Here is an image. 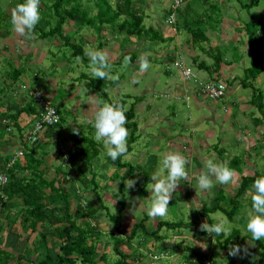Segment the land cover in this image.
Returning a JSON list of instances; mask_svg holds the SVG:
<instances>
[{
    "label": "rangeland",
    "instance_id": "rangeland-1",
    "mask_svg": "<svg viewBox=\"0 0 264 264\" xmlns=\"http://www.w3.org/2000/svg\"><path fill=\"white\" fill-rule=\"evenodd\" d=\"M7 1L0 0V10H7L12 15V11L6 7ZM130 1V9L134 8L135 11L143 14L142 27L144 30H142L140 38L138 36L131 37L126 41L124 34L99 36L101 29L98 30L99 25L95 21V15L99 10L105 11L104 14L109 16L110 24L112 23L107 25L108 29H116L117 23L125 20L124 16L116 12L119 10L117 5L122 7V0H78V3H74V7L80 15L83 13L89 22H84L82 29L77 22L74 25H69L68 28L65 24L61 27L62 35L68 31L66 37L71 42H81L84 48V57L88 58L85 51L92 48L104 50L111 62L118 60V63L115 64L109 61L110 71L119 79H106V84L101 86L107 96L106 99L104 97L103 99L110 103L123 100L126 110L133 107L136 122V128L127 127V140L133 135L134 143L131 144V152L121 158L122 163L127 165L125 168L112 164L99 142L97 144H99L100 153L97 159L82 166L87 175L94 171L91 176H95V181L98 184V197L101 200L100 205L99 203L92 204L96 215L91 220V227L99 234V238L96 239L95 261L97 264H114L120 257H126L127 264H191L190 261L188 263L186 261L196 258L203 264H242V260L249 257L251 264H264V251L257 246L258 243L264 244V238L252 242L250 233L246 231V216L251 211L250 196L248 195L251 186L243 196L237 199L236 206L230 201L236 194L243 177L264 173V135H262L264 134V118L250 103L252 98H256L257 102L260 101L264 104V71L256 80L247 81L245 87L240 83L243 78V70L251 66L250 61L254 56L252 51L245 47L247 35L244 24L252 19L254 25H258L264 15L263 0L258 6H253L250 9L239 8L240 4L236 0ZM177 1L178 5H176ZM247 1L241 0L242 4ZM80 3L83 5L81 9ZM49 4L46 3V5ZM172 4L174 9H178L174 14L175 21L169 22L168 8H172ZM187 8H191V10L186 13L184 11ZM204 9L209 16L206 17V22L201 29L205 30L209 42H205L202 44V48L194 51L198 58L193 63L187 57V50L191 49L186 45L189 31L182 30L181 25L186 19L203 15ZM49 12L52 17L47 19L50 26L43 27L44 31L53 27L55 19H57L52 11ZM179 14H185V16L182 18ZM8 19V17L4 18V20ZM39 23L45 24L44 18ZM3 26H6V23ZM125 28L130 29V20L127 21ZM5 29L8 30L4 31L5 33L0 30L1 44L7 46L8 49L11 48L13 57L5 50L0 51V59L8 60L10 57L8 63H13L14 67H18L20 75L12 85L8 63L3 62L2 65L0 63V83H2L0 87L6 84L14 90V96H16L15 89L20 82L22 83L20 86H24L23 92L20 93L29 94L31 90H28V87H38L44 92L37 89L52 102L62 120L60 128L55 125L48 128L52 137L56 136L52 138L54 143H41L34 155L39 156L42 149L48 152L44 159L48 179L53 177L55 169L58 167L62 169L63 173L70 172L74 175L76 169L72 163L70 161L68 164L62 163V159L66 158L65 156L62 158V155H66L69 148L66 136L68 133L76 135L72 131L73 128H76L80 132V147L84 146L85 142L95 141L93 129L87 121L96 107L95 99L102 98L99 91L90 85L91 79L98 78L92 76L87 70L89 64L77 63L75 58H71L70 49L66 47L61 49L54 45V41L59 42L58 45H64L62 39L57 35L42 38L40 31L31 34L19 33L21 36L15 35L16 31L12 23ZM153 31L162 40L154 39ZM114 33L118 34V31H114ZM2 34L6 37L4 40L1 37ZM9 36L13 42L18 38H23L29 45V55L22 52V49L17 50V53L14 54L13 47L10 45L12 41L7 39ZM6 39L8 43L4 44L3 41ZM108 50L113 52L112 55ZM142 53H149L148 59L150 60L149 69L143 73L139 71L138 65V57ZM125 56L130 57L128 63H124ZM167 56L173 57L172 59L177 57V61L181 56L183 62L191 67L200 78H207L208 75L211 77L212 73L200 70L197 64L202 61L212 67L215 61L214 57L219 56L220 70L213 76L226 86L225 98L215 102L199 94L198 85L182 81L173 62L167 64ZM258 57L264 63L262 52L258 54ZM227 62L230 64L226 65ZM84 74L88 78L82 77ZM54 81H57V84ZM50 82L56 85L55 95L52 97L49 95V90L52 89V87L49 88ZM3 95L4 92L0 91V97ZM6 95H9V91ZM21 96L24 97L23 100L31 101L26 95L22 94ZM8 102L13 103L11 97ZM11 104L4 105L0 111H6L4 107L16 110L17 104ZM22 104L20 103L19 107ZM19 120L20 127H23L21 135L26 136L28 140L30 136V130L27 128L28 119L25 115H21ZM4 122L3 119H0V127L4 126ZM12 124V122L9 125L5 123L7 130L3 138L7 140L2 138L0 144V171L4 157L16 156L23 145L20 144L19 133L11 127ZM70 124L73 126L71 127ZM30 148L31 144L26 143V149ZM26 149L21 150L25 153ZM169 150L177 151L188 159L189 163L186 165L188 176L186 180H181L174 189L172 198L169 200L168 213L163 217L150 218L146 214V208L150 206L149 176L157 170L160 154ZM52 151L56 154L52 155ZM57 151H61L59 156ZM22 157L23 155L18 158V161L23 162ZM79 157L76 155L73 163L80 165ZM209 158L216 162H226L229 167L235 169V176L229 184L220 185L214 182L211 189L201 191L197 187L196 177L201 170L206 171L205 161ZM231 161L234 163L231 164ZM129 167H133V172L122 183L123 188L120 191L118 186L121 184V176L126 173ZM129 179L135 180V184L126 189ZM91 195L90 187L83 189L79 182H75L69 189V211L72 213L78 207H85ZM120 195H124V210L121 212L120 224L116 229L111 217L118 213L120 204L117 198ZM13 205L15 206V204ZM14 206L9 208L13 210H8V212L11 215H16L20 210V217L17 219L19 222L22 219V210L20 207L17 209ZM233 206L236 207L235 211ZM189 209L191 210L189 211ZM231 211H234L233 214H227ZM46 213L48 212L46 211ZM224 217H227L231 222L225 225L227 228H231L228 235L206 237L194 228L197 224L201 225L209 221L213 223ZM15 219L13 217V220ZM140 221H142V228L139 227L134 238L130 242H126L132 228ZM158 222L181 225L176 228L163 226L158 229L156 237L150 236L156 230ZM4 223L5 218L0 217L2 227L0 229V249L7 251L6 249L11 247L15 249L16 255L29 254L32 253V250L27 246L32 240L38 244L41 241L40 235H44L46 250L44 252L43 248L37 247L36 256L39 260L44 258L45 253L52 258L56 257L60 242L56 237L55 223H39L36 226V233L30 235V230H28L26 235L22 234L21 237L14 235L12 237L11 234H7L3 228ZM6 235L12 241L7 242ZM115 238L125 241L118 247V251L115 250ZM228 238L230 239L227 240ZM234 244L246 248L247 252L229 256V249ZM223 246L224 248H222ZM254 247L256 248L253 249ZM123 251L125 253H120ZM100 254L105 255V261L98 260ZM249 262L247 264H250Z\"/></svg>",
    "mask_w": 264,
    "mask_h": 264
},
{
    "label": "trees",
    "instance_id": "trees-1",
    "mask_svg": "<svg viewBox=\"0 0 264 264\" xmlns=\"http://www.w3.org/2000/svg\"><path fill=\"white\" fill-rule=\"evenodd\" d=\"M236 1L240 4L239 8L250 9L253 6H258L261 0H248L245 4H242L241 0ZM21 2H23V0H8V4L6 3V7H8V10L12 11L15 8L16 4ZM46 3L50 4L46 5ZM74 3H78V0H40V12H42L41 16L44 18L45 24L40 25L38 22L33 32L40 31V35L42 38H47L48 36L55 37L57 35L62 39L64 44L63 47H66L71 50V58L80 56L82 58L83 64L88 65L89 59L84 57V48L81 42H71L70 39L66 37L68 32H66L65 35H62L61 32V27L65 23L74 25L77 22L80 25V28L82 29V25H84V22H89L88 19H85V15L83 13L80 15V13L74 7ZM121 5L122 7H120V5H117V8H119V10L116 12L124 16L125 20L118 22L115 26L117 27L116 29H108L107 25L110 24V18L109 16L104 14L105 11L99 10V12H97V14L95 15V21H97V24L99 25L98 30L101 29L99 36L107 34L108 37L110 34L113 36H119L124 34V37H126V41H128L131 37L136 38L138 36L140 38L142 30H144L142 27V22L144 19L143 14L138 13V11H135L134 8L130 9V0H122ZM171 6L172 8H168L169 16H167V18L169 21L178 9H174L173 4ZM82 7L83 5L80 3V9ZM46 9L48 11H52L57 19H55V24L53 27H51L47 31H44L43 27L50 26V23L47 19L52 18L51 13H48ZM190 10L191 8H187L184 12L187 13ZM185 14H179V16L183 18ZM207 16L209 15H207V11L205 12L204 9L203 15L191 19L185 18L186 20L183 21L181 25L182 30L187 29L189 31V38L186 40V45L191 48L187 50V57L190 58L191 61H193L192 59L196 61V59L198 58V56L194 54V51L196 52L198 48H202L201 46L205 42H209V39L206 33L204 32L205 30L201 29L202 25L206 22ZM5 17H8L9 19L4 20ZM128 20H130V29L125 28ZM4 23H6V26H3ZM10 25V13H8L7 10L4 9L0 10V30L5 33L6 31H8L5 29V27H8ZM244 25L245 33L247 35V45L245 47L251 50L254 56L250 61L251 66L243 70V78L240 81L243 87L246 86L247 81H249L250 79L256 80L260 73L264 71V63H262L261 59L258 57V54H261V52L262 54H264V15L259 20L257 26L254 25L252 19L248 20V22ZM176 28L179 29V27L177 26ZM147 30L149 31V29ZM114 31H118V34H115ZM152 35L154 39L159 37V35L156 34L154 31L152 32ZM124 37L123 39H125ZM159 39L162 40L161 37L158 38V40ZM3 49H0V51H5ZM172 58L171 60L174 61L175 58ZM214 58L215 61L213 62L212 67L207 66L201 61L197 64L198 68L203 69L209 73L211 70L217 72L220 69L221 60L219 59V56H215ZM228 64H230V62L226 63V65ZM8 65L10 71L9 76H11L12 79H16L17 77H19V68L14 67L13 63H8ZM82 77L88 78L85 74L82 75ZM11 82L14 83V81ZM104 84H106V79L102 80L98 78L91 79L90 81V85L99 91L100 96L102 98L104 97L106 99L107 96L105 92L101 89V86H104ZM29 90L35 89L29 87ZM0 91L4 92L3 97H0L1 109L4 105L9 106L11 104L10 102H8V99L11 97V95H13L14 90L10 89V87L4 84L0 87ZM8 91L9 95L7 96L6 94ZM5 96L7 97L5 98ZM117 103L124 106L123 100H118ZM250 103L251 105H254L256 107V109L264 118L263 102H257L256 98H252ZM4 109H6V111H0V119H3L5 121L4 126L1 125L0 127V144L2 142V138L6 135L5 131L7 129L5 127V123L9 125V123L12 122L13 124L11 127L17 130L20 137V144H23L21 149H26V143H28V141L26 136L21 135V128L23 127H20L19 119L21 115H25L27 117V128L30 130L29 133L36 137V133L34 132V124L36 122V119H38V113L36 111L35 106L31 101H28L25 104L23 103L20 107L17 106L16 110H12L10 108L8 109L5 107ZM125 115L127 118V123L125 125L126 128L130 126L136 128V123L132 122V119L134 118L133 107L132 109L130 108L126 110ZM61 120L62 117L59 116V122L56 125L59 126V128ZM49 132L51 133V131ZM67 136L68 138H70L68 139L70 143V148L67 150L66 154L67 159L70 161V163H72L74 169H76V173L74 175L70 174V172H64L61 174L60 178L57 179V176L62 170L60 167H58L55 169L54 176L48 179L47 167L45 166L44 161L45 157L48 155V152L42 149V152L39 156L34 155L35 151H37L38 148L41 146V142L39 141L38 136L36 137V140L31 144V148L26 149L25 153H23V162L18 161V159L12 162L11 159H13L15 155L12 157H4V160L2 162V170L0 171V175H4L6 177V182L3 184L0 183V217L5 218L3 228L7 231L8 234L21 237L22 234L26 235L28 230H30V235L36 233V226L39 223H55L56 237L60 242L57 249L56 257L52 258L50 255L45 253L43 259H38V257L36 256L38 251H36V249L38 250V248L41 247L43 248L44 252L46 250L45 236L40 235L41 241H39L38 244L37 242H34L32 240L30 245L27 246L28 249L31 248L32 253L14 255L8 251L0 249V264H97L94 259V255L96 253L97 246L96 239L99 238V234L97 230L91 227V220L96 215V210L92 206V204L96 205L99 203L100 205L101 200L98 197V184L95 181V177L88 176L84 172L82 166L83 164L88 165L90 161L97 159L100 153L99 144H97L96 141H89L85 142V145L80 147V132H77L76 135H71V133H68ZM3 140L7 139L3 138ZM133 143L134 137L133 135H131L130 139L127 140V153L118 157L116 161L111 160L112 164L117 165L120 168H125L127 165L125 163H122L121 158L131 152V144ZM76 155L80 156V165L73 163V160ZM234 161H231V164L234 163ZM131 172H133V167H129L126 173L121 176V184H119L118 190L122 191V183H124L125 179L130 175ZM114 174L117 175L116 173ZM260 175H264V173H255L250 177H243L241 179V184L238 186L236 194L230 200L235 206L237 203V199L245 194L248 187L251 186L253 180L259 177ZM75 182H79L83 186V189H88L90 187L92 195L91 198L87 200L85 207H78L74 210V212L71 213L69 211L68 205L69 189ZM123 198L124 195H120L117 198L120 207L117 215L111 217L113 225L116 229L119 227L121 219L120 215L121 212L124 210ZM13 204H15V206ZM13 206L17 209H19L20 207V209L22 210V219L19 222H17V219L20 217V210H18L19 213L16 215H11L8 212V210H13L9 209ZM235 206H233L234 211L236 210ZM46 211L48 213H46ZM233 212L231 211L227 214H233ZM13 217H15L16 219L13 220ZM208 223H211V221H209ZM141 225L142 221L136 223V225L132 228L130 236L128 237L126 242H130L134 238L138 228H142ZM179 225L181 224L158 222L156 230L151 233L150 236L156 237L158 229L162 228L163 226H166L168 228H176ZM199 226L200 224H197L194 228L198 230L201 234L205 235L206 237H216L212 234H208L200 230ZM1 228L2 227L0 225V229ZM26 237L29 238L28 236ZM229 239L230 238H228L227 240ZM124 242L125 241L123 239L115 238V250L118 251V247ZM257 246L264 251V244L258 243ZM222 248H224V246ZM255 248L256 247H254L253 249ZM120 253H125V251ZM98 260L101 262L105 261V255L103 256L100 254ZM126 260V257H120L114 262V264H127ZM186 262H189L191 264H203L202 261L198 262V260L194 258H192L191 260L188 259ZM248 262L249 257H245L242 260V264H247ZM261 262L263 261L261 260ZM249 263L251 264L252 262Z\"/></svg>",
    "mask_w": 264,
    "mask_h": 264
},
{
    "label": "clouds",
    "instance_id": "clouds-1",
    "mask_svg": "<svg viewBox=\"0 0 264 264\" xmlns=\"http://www.w3.org/2000/svg\"><path fill=\"white\" fill-rule=\"evenodd\" d=\"M174 17L175 15H173L172 20H170L169 22L175 21ZM40 19V0H23V2L17 3L15 8L12 10L11 23L14 27V30L20 34L33 33ZM85 55L89 59V66L87 70L92 76L100 78L102 80L119 79L117 75H113L110 71L111 64L109 63L107 54L104 52V50L88 48L85 51ZM148 56L149 53H142L138 57L139 71L141 73L147 71L150 67V60L148 59ZM175 59L176 60L173 62V65L177 62L176 57ZM75 60L77 61V63L82 62V58L80 56L75 57ZM129 60L130 57H124V63H128ZM178 60H181L184 66L192 70L191 67L187 66L183 62V58L181 56H179ZM171 62L172 61H170V63ZM178 72L180 75L179 70ZM193 73L195 72L193 71ZM211 73L216 74L217 72L214 73V71L211 70L209 74ZM213 74H211V77H209L208 75L207 78H200L197 74L196 76L199 78L200 81L214 80L219 82L215 78V76H213ZM192 84L193 83H191V85ZM19 88L23 92L24 86L21 85L19 86ZM224 89L225 93L223 98L217 101H222L225 98V85ZM85 91L87 92V89ZM27 96L29 97L28 94ZM50 104L52 105L51 102ZM95 105L96 107L94 109V112L87 122L93 129L94 140L102 144L103 149L105 150V155L112 161H116L118 157L127 153L128 130L125 126L127 123V118L125 115L126 108L119 103H110L104 100L103 98H96ZM54 108L56 109V107ZM54 108L47 109L48 115L45 116V119H55ZM45 131H48V129ZM72 131L74 133L79 132V130L76 128H73ZM19 151L22 152L21 149ZM188 163V159L177 151L169 150L160 154V158L158 160V168L152 173L151 176H149L150 182L148 184L151 185V191L150 206L146 208V214L148 217H163L168 213L169 200L172 198L174 189L178 184H180L181 180L187 179L188 171L186 165H188ZM205 168L206 171L201 170L198 176L196 177L197 187L201 191H207L211 189L214 185V182L220 185L229 184L233 181L235 176V169L229 167L226 162H216L212 158H209L205 161ZM93 172L94 171H91L89 173L90 175L88 176L94 174ZM134 184L135 180H127L126 189L133 187ZM248 195L250 196L251 211L246 216V231L250 233L252 241H260L262 238H264V175H260L259 177L253 180ZM190 210L191 209H189V211ZM227 223L231 222L228 220L227 217H224L223 219L217 220L213 223H202L199 228L200 230L208 234H212L213 236L228 235L231 232V228H227L225 226ZM241 252L246 253L247 249L243 248L240 245L234 244L229 249L228 255L235 256Z\"/></svg>",
    "mask_w": 264,
    "mask_h": 264
},
{
    "label": "built area",
    "instance_id": "built-area-1",
    "mask_svg": "<svg viewBox=\"0 0 264 264\" xmlns=\"http://www.w3.org/2000/svg\"><path fill=\"white\" fill-rule=\"evenodd\" d=\"M176 5H178V1L176 2ZM173 16L170 20H172ZM174 66L180 71V75L183 81L185 82H191L193 84H197L199 86V93L201 95H204L209 100L217 101L223 98L225 89L224 85L220 82L214 81V80H207V81H200L199 78L196 76L193 71L184 66L181 60H178ZM29 97L31 98V101L35 105L38 111V119L34 124V132L36 133V137L39 136V134L42 131L47 130L49 127L56 126L59 122V116L57 110L50 104L48 100H46L43 96V94L39 93L38 90H31L29 91ZM55 109V119L49 118L45 119V116L48 115L47 109ZM36 137H34L32 134L28 137V141L30 144H32ZM23 153L21 151H18L16 156L13 157L12 162L15 161L17 158L21 157ZM6 177L4 175H0V183H5Z\"/></svg>",
    "mask_w": 264,
    "mask_h": 264
},
{
    "label": "crops",
    "instance_id": "crops-1",
    "mask_svg": "<svg viewBox=\"0 0 264 264\" xmlns=\"http://www.w3.org/2000/svg\"><path fill=\"white\" fill-rule=\"evenodd\" d=\"M41 19H43V17L41 16ZM40 19V20H41ZM40 22V21H39ZM40 25H44V24H41V23H39ZM65 25H66V27L68 28V26L70 25V24H67V23H65ZM162 28V27H161ZM68 32V31H67ZM15 35L16 34H19V33H17V32H15L14 33ZM20 35V34H19ZM12 36V35H11ZM11 36H9V37H7V39H8V41H12L11 39H10V37ZM21 36V35H20ZM1 37L3 38V40L6 38L5 36H4V34H2L1 35ZM7 39L5 40V41H3L4 42V44L7 42ZM1 41L2 40H0V49H3V50H7L9 53H10V56H12L13 57V54L11 53V48L10 49H8V47L7 46H3L2 44H1ZM8 43V42H7ZM13 44V45H12ZM12 44H10L12 47H13V50H14V54H16L17 53V50H19V49H22V52H24L26 55H29V53H30V50H29V45H28V43L23 39V38H18L17 39V41H12ZM59 44V42H57V41H54V45L55 46H58V47H60L61 49H62V47H63V45H58ZM177 44V43H176ZM17 48V49H16ZM181 50V49H180ZM109 51V50H108ZM113 51V50H112ZM118 51V50H117ZM110 52V51H109ZM112 53L113 52H110V54L112 55ZM10 58V57H9ZM9 58H8V60H2V59H0V63H1V65L3 64V62H9ZM171 58L172 57H170V56H167V64L168 63H170V61H172V62H174L173 60H171ZM177 58V57H176ZM191 60V59H190ZM193 61H191V62H193L194 63V59H192ZM108 61H110V63H112V64H115V63H118V60H116V61H114V62H111V60H108ZM171 62V63H172ZM220 70V69H219ZM218 70V71H219ZM217 71V72H218ZM0 73H1V71H0ZM214 73H216V72H214ZM213 74V73H212ZM3 77V76H2ZM5 78V77H4ZM17 79H18V77L16 78V79H11V81H14V83L17 81ZM69 79V78H68ZM72 80H74V79H72ZM55 82V84H57V81H54ZM19 84V83H18ZM20 84H22L21 82H20ZM20 84L16 87V91H15V95L16 96H14V95H11V99H12V101H13V103L11 104V105H13V104H17V106L19 107V104L20 103H27L29 100H23L24 99V97H22L21 95L22 94H24V95H26L27 96V94H25V93H20V92H22V90L19 88V86H20ZM12 85H13V83H12ZM50 85L51 86H49V88L50 87H52V89L50 88V90H49V95H50V97H52L53 95H55V90H56V85H54L52 82H50ZM2 86V85H1ZM36 86V85H35ZM33 89H35V90H39V91H42L40 88H38V87H33ZM43 92V91H42ZM191 92V91H190ZM44 93V92H43ZM44 95V94H43ZM28 97V96H27ZM44 97H45V95H44ZM28 99H29V97H28ZM45 99H47L46 97H45ZM48 100V99H47ZM60 101H62V100H60ZM52 103V102H51ZM68 107H69V105H68ZM11 109V108H10ZM12 110H14V109H12ZM132 122L133 123H136L135 122V117L132 119ZM71 125V127L73 126L72 124H70ZM27 133V132H26ZM77 133V132H76ZM59 135H61V133L59 132ZM54 137H56V136H53L52 137V134L49 132V130L48 131H42L41 133H40V135H39V141L41 142V143H43V142H45V143H49V142H53L54 143V139H52V138H54ZM68 139H70V138H68V136H66V140H67V142L69 143V140ZM60 145H62V144H60ZM69 148H70V143H69ZM68 148V149H69ZM20 150V149H19ZM58 152V156L61 154V151H57ZM53 154H56V152L54 153L53 151H52V155ZM63 156H65L66 158H64ZM62 158H64V159H62L61 161H62V163H66V164H68V159H67V154L66 155H62ZM71 168V167H70ZM63 173V171L61 170L60 171V174L57 176V178H60V176H61V174ZM54 176V175H53ZM52 178V177H51ZM8 234V233H7ZM10 235V234H9ZM6 237H7V235H6ZM12 237H14L13 235H12ZM6 241L7 242H9V241H12V239H10L9 237H7V239H6ZM5 248H7V247H5ZM8 252H10V253H12V254H15L16 253V251H15V249H12L11 247H10V249H6ZM16 255V254H15ZM237 264V263H236Z\"/></svg>",
    "mask_w": 264,
    "mask_h": 264
}]
</instances>
